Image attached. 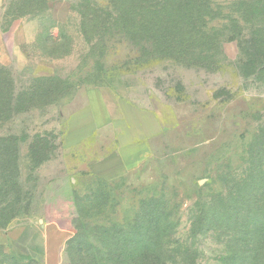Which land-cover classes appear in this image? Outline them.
<instances>
[{"label": "rangeland", "instance_id": "rangeland-1", "mask_svg": "<svg viewBox=\"0 0 264 264\" xmlns=\"http://www.w3.org/2000/svg\"><path fill=\"white\" fill-rule=\"evenodd\" d=\"M239 1L211 0L194 30L88 34L77 0L20 17L25 0H0V233L25 232L0 244V264H264L246 203L264 198V77L247 66L264 2ZM122 100L166 129L106 178L88 159L112 147L108 133L69 150L66 120L84 106L117 115Z\"/></svg>", "mask_w": 264, "mask_h": 264}, {"label": "trees", "instance_id": "trees-1", "mask_svg": "<svg viewBox=\"0 0 264 264\" xmlns=\"http://www.w3.org/2000/svg\"><path fill=\"white\" fill-rule=\"evenodd\" d=\"M48 0H25L23 5L16 7L14 10L15 17L29 15H38L47 8ZM244 1V0H240ZM239 1V2H240ZM262 1V0H249ZM78 14L80 16V24L84 33H96L104 29H122L124 32H134L136 29L142 31L148 29L157 22L161 24L171 23L176 29L186 30L187 22L192 24V30L198 28V22L205 23L211 17L212 8H210L211 0H77ZM264 2V0H263ZM261 16L260 14H257ZM258 17V16H257ZM244 21H247L242 17ZM89 24L90 30L87 31L85 25ZM264 24L257 27L252 32L256 35V43L253 49L257 47L258 42L263 50L260 57L256 58V62H249L247 66L255 67L254 72L264 77ZM238 26L232 25L233 29ZM191 30V31H192ZM167 32V33H165ZM196 32V31H195ZM162 33L169 34V31L162 30ZM198 35V31H197ZM256 54L254 53V56ZM258 55V54H257ZM257 69V70H256ZM247 210L253 214L256 212L258 218L252 229V238L250 240L264 241V198L259 200L249 199L246 201ZM24 233L11 242H19L24 237ZM143 250V248H142ZM139 249L141 253L144 252ZM82 254L94 257L95 253H91L88 248L81 249ZM112 257L110 253H107ZM154 262V263H153ZM153 262H141L139 264H165L153 260ZM84 264H102L96 262L94 258H88ZM106 264H136L133 262H123L119 258L107 260Z\"/></svg>", "mask_w": 264, "mask_h": 264}, {"label": "crops", "instance_id": "crops-1", "mask_svg": "<svg viewBox=\"0 0 264 264\" xmlns=\"http://www.w3.org/2000/svg\"><path fill=\"white\" fill-rule=\"evenodd\" d=\"M118 109L117 115L105 112L99 117L91 107L84 106L66 120L64 144L69 150L87 143L91 136L99 138L102 132L108 133L112 147L88 159L90 171L106 178L126 173L140 164L156 136L166 129L154 109L134 106L125 100L119 102ZM23 232L24 228L17 227L0 233V244L18 239Z\"/></svg>", "mask_w": 264, "mask_h": 264}]
</instances>
